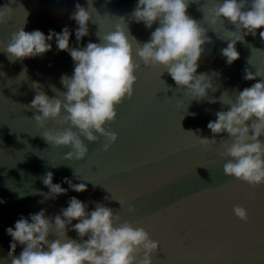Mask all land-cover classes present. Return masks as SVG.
Returning <instances> with one entry per match:
<instances>
[{
    "label": "water",
    "instance_id": "obj_1",
    "mask_svg": "<svg viewBox=\"0 0 264 264\" xmlns=\"http://www.w3.org/2000/svg\"><path fill=\"white\" fill-rule=\"evenodd\" d=\"M218 2L190 0L187 9L209 38L197 69V74L206 73L212 83L207 96L194 98L186 86H177L167 71L161 75L163 66L146 67L134 51L141 65L135 73L134 94L117 106L115 121L105 125L118 134L117 140L105 151L104 137L95 142L82 137L89 151L84 159L76 160L65 158L70 146H52L41 136L62 126L49 120L41 128L32 119L34 110L27 108L37 92L53 97V86L67 91L61 76L71 77L75 62L68 51L57 50L55 38L49 41L52 49L46 53L13 62L4 51L11 33L24 27L47 36L50 30L61 32L68 27L70 47H85L99 42L98 32L103 36L115 30L121 23L118 17L123 16L135 50L137 41L150 40L159 22L147 28L144 22L135 21L132 12L138 0H92L89 35L77 42L78 25L69 17L77 3L87 8L88 0H0V7L10 3L13 8L11 21L0 24L2 264H11L8 227H14L21 215L30 219L29 214L41 209L54 218L73 196L88 204V212L99 202L118 212L121 221L145 227L160 244L152 254L153 264H264V184L253 186L225 174L223 166L229 158L220 155L224 150L220 141L228 139L227 132L216 134L217 144L211 146L202 145L198 137L212 139L214 134L207 124L217 119L216 113L229 110L228 101H234L239 91L264 79V39L259 35L264 28L253 36L245 35L246 30H238L223 17L212 24L210 9ZM229 31H236L235 36ZM236 36L241 37L235 45L240 55L229 65L222 49L229 37ZM245 69L253 74L259 71L260 77L245 80ZM260 139L264 141V135ZM49 171L54 174L53 183L68 189L67 194L45 199L42 193L49 189L41 178ZM65 177L74 184L85 183L87 190L73 191L63 182ZM235 205L247 209L246 222L234 214ZM78 222L73 220L72 224ZM57 235L53 225L49 239ZM66 235L82 242L74 230ZM23 247L17 242L13 255L18 256Z\"/></svg>",
    "mask_w": 264,
    "mask_h": 264
},
{
    "label": "clouds",
    "instance_id": "obj_2",
    "mask_svg": "<svg viewBox=\"0 0 264 264\" xmlns=\"http://www.w3.org/2000/svg\"><path fill=\"white\" fill-rule=\"evenodd\" d=\"M10 3L0 7V24L12 19ZM189 3L190 0H138L132 12L135 21L144 22L147 28L156 22L159 26L151 32L149 41L142 44L137 41L135 50L128 30L125 31L123 16L118 17L121 23L116 24L115 30L103 36L98 32L99 42H89L85 47H70L72 33L68 27L61 32L50 30L47 36L40 30L25 31L24 27L12 32L4 51L13 62L46 53L52 49L49 41L53 38L57 50L68 51L75 62L71 77L61 76L67 91L53 86L55 96L49 97L40 91L27 105L34 110L32 119L41 128L49 120L62 126L44 131L42 138L52 146H70L66 159L86 157L89 149L82 137L89 142L104 137L102 147L107 151L118 134L105 125L115 121L117 106L134 94L138 79L135 73L141 67L134 58V51L146 67L163 66L161 75L167 71L175 84L186 86L194 98L206 97L212 83L206 73L197 74V69L205 51L203 45L209 38L202 24L187 14ZM89 6L93 7L92 0H88L87 8L77 3L76 11L69 17L78 25L75 29L77 42L89 35L88 24L92 19ZM210 12L212 24L223 17L238 30H246L245 35L255 36L258 29L264 28V0H220ZM229 33L235 36L236 31ZM259 35L264 39V31ZM240 39V36L229 37L227 47L222 49V56L229 65L239 58L235 45ZM257 77H260L259 71L253 74L245 69V80H256ZM227 105H230L229 110L218 111L217 119L207 124L213 138L198 136L199 141L205 146L216 145L215 135L227 132L228 139L220 141L224 149L220 155L229 158L223 166L225 174L253 186L264 184V141L260 139L264 135V79L239 91L235 100L230 99ZM53 176L49 171L41 178L49 189L48 193H42L45 199H56L68 192L60 183H53ZM63 182L75 192L87 190L85 183L74 184L67 177ZM119 203L123 205L122 201ZM87 208V203L73 196L68 206L54 218L46 216V209L29 214L30 219L21 215L14 227L6 229L12 237L11 264H153L152 254L160 244L151 238L145 227L137 226L139 222L121 221L118 212L99 202L95 210L88 212ZM129 211H132L131 206ZM233 212L239 219L248 220L245 207L235 205ZM73 220L79 222L72 224ZM53 225L58 235L50 240ZM69 225L71 229H68ZM68 230H74L82 242L67 237ZM86 236L87 239H83ZM17 242L24 247L15 256Z\"/></svg>",
    "mask_w": 264,
    "mask_h": 264
}]
</instances>
